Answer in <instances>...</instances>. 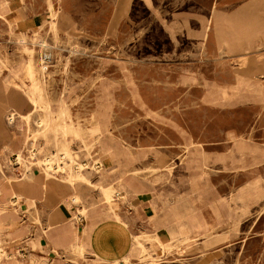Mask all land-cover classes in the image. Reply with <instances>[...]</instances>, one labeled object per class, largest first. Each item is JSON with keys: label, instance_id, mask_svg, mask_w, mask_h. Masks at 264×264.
<instances>
[{"label": "rangeland", "instance_id": "374dc122", "mask_svg": "<svg viewBox=\"0 0 264 264\" xmlns=\"http://www.w3.org/2000/svg\"><path fill=\"white\" fill-rule=\"evenodd\" d=\"M263 6L264 0H0V104L10 93L26 95L30 64L40 78L31 122L17 114L9 123L6 111L0 126V150L13 135L25 155L17 168L18 152L0 151V264H89L101 256L107 261L94 264H264V63L254 61L264 57V46L252 53L231 45L234 33L264 42V16L255 15ZM61 99L67 120L84 129L68 136L77 164L57 145L62 135L44 122L50 103L57 109ZM96 122L100 131L91 138L85 130ZM28 135L33 145L24 143ZM79 163L88 166L73 186L83 203L68 181ZM44 174L51 178L43 181L61 185L52 195L68 197L72 219L47 225L48 194L35 205H14V190ZM99 185L115 187L112 201L105 202ZM181 198L194 201L213 225L188 214L187 228L199 231L198 239L185 231L181 237L168 215ZM110 203L133 233L109 212ZM107 210L104 223L91 224ZM78 211L87 223L74 219ZM152 212L171 243L156 231ZM65 227L80 228L82 239L67 233L68 242L53 241Z\"/></svg>", "mask_w": 264, "mask_h": 264}, {"label": "bare ground", "instance_id": "6f19581e", "mask_svg": "<svg viewBox=\"0 0 264 264\" xmlns=\"http://www.w3.org/2000/svg\"><path fill=\"white\" fill-rule=\"evenodd\" d=\"M55 14V13H54ZM17 17V16H16ZM18 20V19H17ZM55 24H56V26L58 27V24H57V21H55ZM29 41V40H28ZM40 44H42V45H44V46H46L45 44H43V43H40ZM39 44V45H40ZM43 57V56H42ZM31 58V57H30ZM44 58V57H43ZM35 62V61H34ZM37 63V62H36ZM41 63V62H40ZM44 63V61L42 62V64L39 66V70H40V72H41V74H43L44 72H45V70L47 69V66L46 65H44L43 64ZM1 65H2V63H0V72L2 71V69H3V67H1ZM26 67V66H25ZM37 67V66H36ZM27 68V67H26ZM29 69L27 70V71H29V78H30V80L32 81V85L28 88V90L27 91H25V93H26V95L25 96H23V98L22 97H20V94L18 93V92H14V93H10V95H8L9 97L7 98L8 100H7V103L8 104H10V106L12 107V109L11 110H8L7 109V111H9L8 112V117H7V119H8V121H9V123H12L15 119H16V117H17V114L23 119V121H25V123H30L31 122V120H32V118H33V115H34V113H35V111H36V109L38 108V103H39V101H40V97H39V91H40V85H38V80L40 79V78H38V76H37V74L38 73H36V68L34 67V65L33 64H30L29 65V67H28ZM26 70V69H25ZM26 71V72H27ZM40 72H39V74H40ZM27 76V75H26ZM43 78V77H42ZM44 82V81H43ZM43 85V84H42ZM43 88V87H42ZM42 92V91H41ZM16 96V97H15ZM43 96H45V95H43ZM46 98V97H45ZM45 103V102H44ZM22 104H26V105H28V106H30L31 108H28V110L27 111H25V112H21V111H18V113L17 112H15V110H17L18 109V107L20 106V105H22ZM42 104V103H41ZM42 105H44V104H42ZM47 105V104H46ZM50 107V109H49V111L47 112V115H46V119L44 120V122H45V124H46V126L47 127H49V126H52L53 127V129H54V131L56 132V134H61L62 135V138H61V140L60 141H58L57 142V145H60L61 147H62V149L61 150H65L64 152H65V154H66V156L69 158V161H71L72 163H75V164H77L78 162L75 160V158H74V156H73V154H72V152L70 151L71 149L69 148V144H70V142L68 141V136L69 135H72L73 137H80L81 136V134L83 133V131H84V129L83 128H81V127H77L74 123H73V121H72V119L69 121V120H67V117H68V114H67V110H68V108H67V106L65 105V101H64V99H61L60 100V103H59V106H58V108L57 109H53L52 108V106H51V103H50V105H49ZM40 107V106H39ZM54 112H58L59 113V118H60V120L58 119V120H56L55 119V116H54ZM40 114V113H39ZM44 114V113H43ZM37 115V114H36ZM70 115V114H69ZM38 116V115H37ZM70 117V116H69ZM37 118V117H36ZM38 121V120H37ZM41 122V121H40ZM43 127V126H42ZM41 127V128H42ZM40 128V129H41ZM45 129V128H44ZM42 131V130H41ZM86 131V133H87V135H89L91 138H95V133H98L99 131H100V125H99V123H95V124H93V126H91L90 128H88L87 130H85ZM43 132V131H42ZM35 133V132H34ZM38 133V132H37ZM41 132H39V134H40ZM37 135V134H36ZM56 137V136H55ZM29 139H30V137H29V135L28 136H26V138L24 139V143L25 144H27V143H29V144H31V145H33V143H34V141H36V139H31L30 140V142H28L29 141ZM50 143V142H49ZM2 151V150H1ZM17 152H18V156L16 157V159H17V161L18 162H23V160H25V155H24V153L22 152V151H20V149L19 150H17ZM57 152H60V151H57ZM56 152V153H57ZM2 153V152H1ZM60 154V153H59ZM58 155V154H57ZM64 156V155H63ZM65 157V156H64ZM63 158V157H62ZM55 160V159H54ZM43 161V163L44 162H46L47 161V165H49L50 164V161H51V158H46V159H44V160H42ZM80 164V163H79ZM83 164V163H82ZM82 164H80V170H75L74 172L72 171L71 172V174H70V176H69V179H68V181H69V184L71 185V187H73L74 186V184L78 181V180H80V179H83V178H86L85 176H84V174H83V169H85V168H87V167H83V165ZM70 165V164H69ZM53 166H55L54 164H53ZM50 167V166H49ZM51 168V167H50ZM50 168H48V169H50ZM4 169V168H3ZM2 171V170H1ZM4 172V171H3ZM25 172H27L26 171V169H25ZM24 172V173H25ZM34 174V173H33ZM32 177V176H31ZM44 177H45V174L43 175V178H41V181L40 182H37V181H30L29 182V180H28V182H26V183H28V185H26L24 188H23V190H22V192L21 193H17L14 189V197H16V199L13 201L14 202V205L15 204H21V201L25 198L26 200H31L32 201V203H34V205H35V203L37 202V197H41V194H42V191L40 190V189H38V187H37V185L38 184H41V185H44V181H43V179H44ZM49 178H51V177H45V179H49ZM21 179H22V177H21ZM44 179V180H45ZM16 180V179H15ZM122 184H124V185H129V183H130V180L129 179H127V180H122ZM17 183H18V181H17ZM21 183V182H20ZM29 184H31V186H29ZM21 185H22V183H21ZM20 185V186H21ZM11 187H13L12 185H11ZM99 189H100V191H102L103 193H104V195H103V198H105L106 199V201L105 202H110V201H112V195H113V188H115V187H111V186H106V185H99V187H98ZM55 189L58 191V192H60L61 191V185L60 186H57V187H55ZM73 189H75L74 187H73ZM38 191H41V193L39 194L38 193ZM55 193V192H54ZM75 202V201H74ZM109 209V211L110 212H112L113 213V215L115 216V218L118 220V221H123L122 220V217H121V215L119 214V213H117L116 211H115V208H114V205H113V203H110V205H109V207H108ZM176 221H179V219H176ZM202 221V220H201ZM124 222V221H123ZM124 223H126V222H124ZM45 230V229H44ZM59 231H57V234L55 235V238H52L53 239V241L55 240V239H57V241L58 242H62V243H64V242H68V240H71V239H69V237L67 236V233H71V235H72V237L73 238H75V237H77L78 235L76 234V231L73 229V228H69V227H65V228H59L58 229ZM206 235V234H205ZM210 235V234H209ZM67 238H66V237ZM149 237V236H148ZM156 237V236H155ZM180 238V237H179ZM169 243H171L172 241H168ZM139 244H140V247H141V250L142 251H146V247H145V245L144 244H142V243H140L139 242ZM77 247H78V249L79 250H84L85 249V246H84V244L82 243V241H80L79 243H78V245H77ZM151 263V262H150Z\"/></svg>", "mask_w": 264, "mask_h": 264}, {"label": "crops", "instance_id": "0c3cea01", "mask_svg": "<svg viewBox=\"0 0 264 264\" xmlns=\"http://www.w3.org/2000/svg\"><path fill=\"white\" fill-rule=\"evenodd\" d=\"M255 15H257L259 17H263L264 16V6L259 8L255 12ZM232 39H233V41H232L231 45L233 47H239L241 49H252V53H257L258 52L257 49H255L256 47H258L260 45L264 46V42L256 43L255 39L252 38V36H246L244 34L234 33L233 36H232ZM254 61H257V62L259 61L261 63H264V57L256 56V57H254ZM9 107H11L10 104H8L6 102H3V103L0 104V126L2 125V123H1L2 122V117L4 116V114H6V111H7V109ZM0 128L2 129V127H0ZM6 137L10 138V143L6 144L5 147L1 149L2 151L1 150L0 151L2 153H4L6 148H10L12 150L17 151L18 148H16V146L18 144V138L16 136H13V135L12 136L6 135ZM0 162H3V161H0ZM204 165H206V162H204V163L200 162L199 166L203 167ZM195 167H198L197 164H195ZM29 186H31V185L29 184ZM126 186L127 185H124V188H126ZM39 188L42 191L41 196H43L45 194H48V195H50L52 197L50 204L53 206V208L48 212L47 225L53 224V223H59L61 221H65L66 219H72V218H68V216H67V214H69L70 208L68 207V203L67 202L69 200H68V197H66V195L64 196L63 194H59L57 197L52 195L53 192H54L55 187L52 185V183H50L48 181H44V185L39 186ZM22 190L23 189L20 190V193L22 192ZM41 191H38V193L40 194ZM72 192H74V193L78 192L80 194V196H81L82 203H83L82 193L77 188L73 189ZM40 198L41 197H38L37 201ZM26 201H31V200H25V198H24L22 200V205L20 207H22V206L27 207L28 203ZM59 201H60V204L58 206L54 207L55 206L54 204H56ZM39 209L42 211V209H43L42 206L38 205V210ZM196 210H197V208H196L195 202L191 201L188 198H183L182 199V203H177L176 205L169 206L168 215L171 218L179 219V221H177V224H176L175 228L180 233L181 237L183 236V231H185V233L188 234V236H190L191 239L194 238V237L199 236L198 235L199 231L188 230V228H187L188 227V224H187V216H188V214L194 215L195 217H199L198 220L202 217L201 218L202 222L205 225H207L210 230L212 229L213 225L211 223H209V221L205 217H203V212L200 211V212L197 213ZM109 212L107 210V211L99 214L98 216H95L94 217V221H92L91 224L92 225H99V224L104 223V218H102V217H103L104 214H108ZM116 212H117V210H116ZM120 214H121V217L128 223V227H129L130 232L133 233V230H132V228L130 226V223L128 222V219L126 218V216L124 214H122L121 212H120ZM154 216H155V212H152L151 213V217H154ZM11 218L12 217H9V219H11ZM111 218L112 217L110 216V218L108 220H111ZM111 221L115 225H117L122 232H125L126 234H129L128 232H126L120 226V224L116 223L113 219ZM87 222H88V220H86L85 223H87ZM154 222H155V224L157 226L156 231L163 238V240L164 241H172L173 237L171 235L167 234V226L163 225L164 224V220H162V218H157L155 216ZM45 226H46V224H45ZM87 226H88V224H87ZM73 229L78 233L77 235H80V238L82 239L83 235H82V232H81L80 228H73ZM195 239H198V237L195 238ZM199 240H201V239H199ZM48 241H50V250H51V248H55V245L53 244V242L49 238H48ZM35 242L37 243L36 246L43 248V246L39 245L38 240H36ZM118 243L121 244V242H118ZM122 246H123V244H122ZM59 248H62V247H57V249H59ZM33 254L37 257L36 259H38L39 261L42 260L35 253H33ZM104 256H105L104 258H108L110 260L113 259V257L110 256V254H108V253H105ZM115 256H117V255H115ZM208 257L209 256L204 257V258L209 259ZM96 258H97V260L100 259L102 261H107V260L102 259V256H101V257L93 258L92 259L93 261L90 262L89 264H94V261H95ZM200 261H203V260H200ZM99 264H101L100 261H99Z\"/></svg>", "mask_w": 264, "mask_h": 264}, {"label": "built area", "instance_id": "2783aa9c", "mask_svg": "<svg viewBox=\"0 0 264 264\" xmlns=\"http://www.w3.org/2000/svg\"><path fill=\"white\" fill-rule=\"evenodd\" d=\"M28 153H29V154H35V148H34V147H31V148L28 150ZM13 164H14L15 166H17V168H19V162L17 161L16 157H15V160H14ZM32 167H35V164H34V166H32ZM19 173L21 174V172H19ZM74 219H75L77 222H79V223H84V222H86V220H87L86 216H85L84 214H82L80 211L77 212V216L74 217Z\"/></svg>", "mask_w": 264, "mask_h": 264}]
</instances>
